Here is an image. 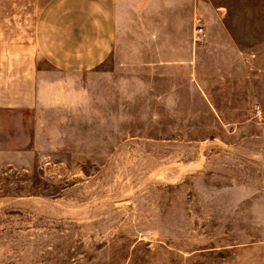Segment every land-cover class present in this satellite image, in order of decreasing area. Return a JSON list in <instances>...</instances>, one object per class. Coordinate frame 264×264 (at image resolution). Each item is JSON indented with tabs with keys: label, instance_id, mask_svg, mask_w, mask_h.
<instances>
[{
	"label": "rangeland",
	"instance_id": "374dc122",
	"mask_svg": "<svg viewBox=\"0 0 264 264\" xmlns=\"http://www.w3.org/2000/svg\"><path fill=\"white\" fill-rule=\"evenodd\" d=\"M222 4L119 0L111 58L13 77L28 107L0 111V264H264V77L205 70L201 93L186 68L149 75L156 26L183 38Z\"/></svg>",
	"mask_w": 264,
	"mask_h": 264
},
{
	"label": "crops",
	"instance_id": "0c3cea01",
	"mask_svg": "<svg viewBox=\"0 0 264 264\" xmlns=\"http://www.w3.org/2000/svg\"><path fill=\"white\" fill-rule=\"evenodd\" d=\"M118 1L0 0V111L28 107L25 102L14 104V93L23 90L14 88L13 77H27L31 66L34 73H43L38 58L56 70L73 73L93 70L111 58L122 29ZM187 1L195 17L203 16L204 0ZM221 1L226 4L215 6V16L204 21L200 34H196V18L193 30L190 26L183 38L176 37L170 22L155 27L150 38V77H163L169 86L173 70L186 68L188 77L196 78L198 91L208 93L214 91L205 88L209 84L205 70L212 71L211 82L218 85L245 69L250 92L256 91L255 79L264 77V0ZM24 87L27 91V81ZM211 106L214 114L220 113L215 103Z\"/></svg>",
	"mask_w": 264,
	"mask_h": 264
},
{
	"label": "built area",
	"instance_id": "2783aa9c",
	"mask_svg": "<svg viewBox=\"0 0 264 264\" xmlns=\"http://www.w3.org/2000/svg\"><path fill=\"white\" fill-rule=\"evenodd\" d=\"M202 32V29H201V27H198V28H196V34H200ZM256 116H258L259 115V111H258V109H257V111H256Z\"/></svg>",
	"mask_w": 264,
	"mask_h": 264
}]
</instances>
